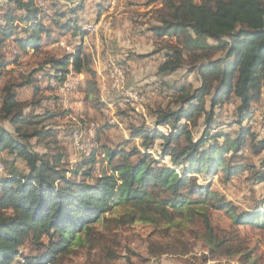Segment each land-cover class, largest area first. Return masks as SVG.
I'll return each instance as SVG.
<instances>
[{"label":"trees","instance_id":"16d2710c","mask_svg":"<svg viewBox=\"0 0 264 264\" xmlns=\"http://www.w3.org/2000/svg\"><path fill=\"white\" fill-rule=\"evenodd\" d=\"M5 1L0 20V74L9 66H17L18 58L28 49L44 59L19 83H6L0 89V264H13L27 239L36 254L25 257V264H58V258L74 248L97 244V224L172 225L178 219L193 223L196 217L201 218L208 258L232 259L238 255L240 246L215 233L208 213L223 212L232 226L264 228V205L259 211L240 213L211 189V180L222 171L228 182L248 170L252 179L264 182V159L259 168L233 163L245 147L256 146V154L264 150V138L259 141L250 124L264 85V0H157L166 13L159 15L150 31L158 39H175L165 47L164 61L157 72L165 76L186 67L197 74L199 86L191 91L175 89L177 108L156 111L153 127L130 124V138L125 143L139 139L143 151L105 149L98 174L93 171L100 155L96 147L78 155L70 149L74 125L47 128L48 121L64 118L62 109L56 111L57 103L45 97L47 105L42 114H25L23 108L28 104L20 102L16 92L32 88L33 95L46 93L48 89L40 86V81H62L71 70L89 78L82 93L93 99L96 76L90 56L81 45L60 56L42 50L67 32L73 37L86 35L78 25L82 3L73 7L68 2L74 0L50 3V12L44 13L34 0ZM8 40L17 51L13 61L6 59L4 50L1 53ZM231 102V124L236 130L226 133L221 131L225 124L215 111ZM39 103L36 101L33 107L41 108ZM200 119L203 130L195 140L192 129L200 127ZM162 126L170 131L164 133L159 129ZM32 140L43 144L46 151L33 150ZM156 142H160L158 159L149 153ZM72 157L75 161H66ZM166 159L170 166L163 162ZM198 176H203L204 184L198 183ZM118 206L125 213L116 220L109 219ZM171 252L162 246L148 250L155 257ZM249 257L247 254L246 259Z\"/></svg>","mask_w":264,"mask_h":264},{"label":"rangeland","instance_id":"374dc122","mask_svg":"<svg viewBox=\"0 0 264 264\" xmlns=\"http://www.w3.org/2000/svg\"><path fill=\"white\" fill-rule=\"evenodd\" d=\"M66 1L49 0L44 13L50 12V3L66 4ZM85 1L74 0L73 3L68 2L69 4H67L73 7L82 3L83 10L79 11L78 15L86 13L84 5L86 8L92 9V15H106L100 21L97 31L87 38L88 47H86L89 51L91 67L96 76L93 99L85 98L80 90L73 102L87 107L82 106L78 112L61 108L62 103L52 91L33 95L32 88H19L16 90L18 99L20 102L28 104L23 108L25 114L30 112L38 115L42 114V109H45V105H47V100L44 101L45 97L57 103L59 108H56V111L60 112V109H63L64 118L54 122L48 121L46 125L49 129H63L71 127V124L74 125V129L76 123L79 122L83 130L87 132L91 126L90 124H95L97 129L92 140V148L96 147L100 155L104 153L105 149L120 147L127 150L136 148L141 152L143 149L140 141L138 145L133 140L128 144L125 143L130 138V132L128 131L130 124L135 127H153L156 111L177 108L178 104H174L175 89L184 88L191 91L199 86V78L195 72L188 71L186 67L165 76H161L157 72L158 67L164 61L165 47L170 43H175V39H158L150 31L151 27L157 25L159 15L166 13L162 2L157 0L154 2L153 0H87L88 2L85 3ZM94 2L98 3V6H94ZM6 6L7 2L0 0V20ZM64 38L66 40L59 41L68 46V40H71V32ZM210 43L212 42L210 41ZM95 44L99 46L100 52L95 51ZM52 45L46 48L44 46L42 50L60 56L64 53H72L73 48H75L69 46L70 50L67 52L58 44L57 46ZM13 46L11 40H8L1 49V53L4 50L8 61H13L16 55L6 52L5 47L13 48ZM84 46L82 45V47ZM109 54L114 60L119 57V62L113 61V64L123 70V89L137 91L144 98L142 109L131 107L129 104H122L121 100L124 99V96L111 90L108 76L110 67L106 61ZM20 56L17 66H9L0 74V89L6 83H19L21 77H25L30 71L37 68L44 59H41L42 54H33L32 49H28L27 54ZM115 56H118L117 59H115ZM218 56L215 55L214 57L217 58ZM132 57L135 59H132ZM69 73L73 72L70 70ZM86 80L90 81L89 78H86L84 82ZM40 86L42 85L40 84ZM261 96V101L257 103L254 110L256 112L252 117L254 122H251V128L258 136L259 141L264 138V85L262 86ZM39 100L41 108L37 107L35 109L33 104ZM206 101L208 107L209 99ZM103 103H112L115 106V117L120 127L106 125L108 119L103 114L105 106ZM233 111V102L226 105L222 104L216 108L215 112L220 114V121L225 124L221 131L230 133V131L236 130V127L231 124V121L234 120ZM67 113L74 120L66 118ZM202 121V119L199 120L200 127L192 129L195 140L201 137ZM3 125L9 131H12L7 122H3ZM162 129L164 133L170 131L169 127L162 126L160 130ZM30 143L33 150L39 153L46 151L43 144L37 143L35 140ZM159 143L156 142L154 150L149 151L154 159H158ZM253 149H256V146ZM253 149L250 146L245 147L234 158L233 163L244 165L243 167L253 165L259 168L261 160L264 159V150L260 154H256ZM100 155L93 166V171L96 174L99 173L102 165ZM66 161L71 162L72 158H67ZM163 162L170 166L169 159ZM17 167L19 170L24 171L23 165L18 164ZM202 177H197L199 184H204ZM211 189L222 195L240 213H253L262 209V205H264V182L260 183L252 179L248 170L239 172L228 182L224 181L222 171L218 172L211 180ZM121 207L118 206L112 209L108 218L118 219L120 215L125 213V210ZM208 215L211 226L219 237L231 238L232 244L240 246L241 251L234 258H219L216 260L208 258L202 240L204 229L201 218L196 217L193 223L178 219L172 225L164 223L144 224L142 222H135L126 226H115L114 223L106 222L97 224V236L95 237V240L98 239L97 244L93 248L87 246L81 249L74 248L69 254L58 258V264H229L228 261L237 264H264V228L262 226L243 225L236 227L231 225L230 219L223 212L210 211ZM152 246L168 247L172 252L155 257L148 253ZM35 251L33 244L27 239L19 248V255L13 264H25L24 258L35 255ZM183 251L188 254L179 255ZM247 254L250 255L248 259H246ZM204 257H207V259L204 260Z\"/></svg>","mask_w":264,"mask_h":264},{"label":"built area","instance_id":"2783aa9c","mask_svg":"<svg viewBox=\"0 0 264 264\" xmlns=\"http://www.w3.org/2000/svg\"><path fill=\"white\" fill-rule=\"evenodd\" d=\"M46 0H40V2L43 5V2ZM81 28L84 32L88 34H93L97 31L98 24L92 23V22H85L81 25ZM61 48H64L67 52L70 50V48L67 45H64L62 41H59L57 43ZM8 52L10 54H17L16 49H8ZM109 80H110V88L113 91H116V93H121V96H124V99L122 98L121 102L122 104H129L131 107H139L142 109V103L144 98L139 95V93L136 91H128L123 89L124 86V77H123V70L121 68H118L114 66L113 63L109 64ZM78 79L75 76H72L71 73L65 76V78L62 81H53L52 82V88L53 93L55 97H57L62 105L64 106L65 110L70 109L69 104V98L72 95H75L77 92L78 87ZM125 90V91H124ZM58 101V100H57ZM105 106L103 108V114L108 119V125L110 126H118V121L115 117L114 108L115 106L112 103H103ZM66 118H70L69 114H66ZM70 119L74 120L73 117ZM251 124V122H250ZM91 126L89 129L84 131L82 126L79 124V122L76 123L74 130L71 134V149L75 153V155L78 154H85L92 148V140L94 138V133L97 129V126L95 124H90ZM168 127V126H165ZM162 127H159V129ZM161 131H164L163 129ZM138 142L139 139H134ZM101 159H105V154L102 153L100 155ZM3 173V167L0 165V174ZM178 173V171H177Z\"/></svg>","mask_w":264,"mask_h":264},{"label":"crops","instance_id":"0c3cea01","mask_svg":"<svg viewBox=\"0 0 264 264\" xmlns=\"http://www.w3.org/2000/svg\"><path fill=\"white\" fill-rule=\"evenodd\" d=\"M86 2H88L87 0L85 1V3ZM94 6H98V3H96V2H94ZM84 8H85V14H82L81 16H80V19H79V23H78V25L79 26H81L83 23H85V22H92V23H96V24H100V21H102L104 18H105V16L106 15H92V9H88V8H86V6L84 5ZM97 9H99V8H97ZM70 32H67V33H65V35L64 36H66L67 34H69ZM86 33V32H85ZM111 34H113L112 32H111ZM64 36H62V37H60L52 46H57V42L59 41V40H66L65 38H64ZM88 36L90 37L91 36V34H88V33H86V35H84L83 37H73L72 35H71V40L69 39L68 40V47L70 46V47H74V46H76V45H85L84 47H83V51L85 52V53H89V51H87V38H88ZM109 36H111V35H109ZM107 37H108V35H107ZM93 39V38H92ZM87 46V47H86ZM8 49H12L11 47H6V49H5V51L6 52H8ZM89 50H90V48H88ZM94 49H95V51H97V52H100L101 50L99 49V46L97 45V44H95V46H94ZM109 52V51H108ZM117 57L118 56H115V59H117ZM132 59H135V58H133L132 57ZM119 60V57H118V59L117 60H114L112 57H110V54L108 55V59L106 60L107 61V63H113V61H116V62H119L118 61ZM129 62V61H128ZM72 72V71H71ZM72 74V76H75L77 79H78V81H79V83H78V87H77V92H76V94L75 95H72L70 98H69V106H70V109H72V110H74V111H76V112H78L79 110H81L80 108H82V106L83 107H87V106H85V105H79V104H77L76 102H73L74 101V98L76 97V95L77 94H79V92H80V90H81V92H82V87H83V85H84V80L86 79V77H85V75H83V74H75V73H71ZM42 80V79H41ZM53 81H58V80H56V79H54V78H47V80H45V81H40L38 84L40 85H42V87H47V93H50L51 91L53 92V88H52V82ZM72 100V101H71ZM61 108H64V106L63 105H61ZM63 110V109H62ZM84 114H86V113H84ZM127 138V137H126ZM134 142H135V144H137L138 145V142H139V140H138V142L137 141H135V140H133ZM71 147V146H70ZM71 149V148H70ZM73 161H75V158L74 157H72V162ZM228 263L229 264H237V263H233L232 261H228Z\"/></svg>","mask_w":264,"mask_h":264},{"label":"bare ground","instance_id":"6f19581e","mask_svg":"<svg viewBox=\"0 0 264 264\" xmlns=\"http://www.w3.org/2000/svg\"><path fill=\"white\" fill-rule=\"evenodd\" d=\"M34 2H35V4L37 5V7H39V8L42 9V10H45L46 7H47V5H48L49 0L44 1V2H43V5H42V3L40 2V0H34Z\"/></svg>","mask_w":264,"mask_h":264}]
</instances>
